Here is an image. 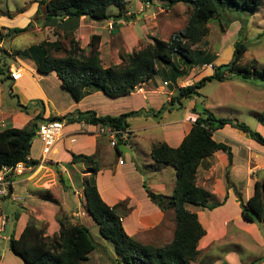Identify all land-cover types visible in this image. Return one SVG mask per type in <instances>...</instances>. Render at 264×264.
I'll list each match as a JSON object with an SVG mask.
<instances>
[{"label":"trees","instance_id":"1","mask_svg":"<svg viewBox=\"0 0 264 264\" xmlns=\"http://www.w3.org/2000/svg\"><path fill=\"white\" fill-rule=\"evenodd\" d=\"M130 1L38 0L39 8L33 21H30L25 28H14L10 31L24 32L28 30L33 22L40 18L38 16L44 7L45 15L41 18L44 21V26L61 29L64 36L70 39V47L65 56L54 57L51 52L62 50L63 45L58 40H45L37 46L29 47L25 53L18 52V54L33 58L36 61L37 70L41 73L56 71L63 81L62 86L71 93L75 101H80L88 91H102L110 97L128 95L136 86L152 79L160 71V63L175 65L176 76L187 74L193 67L204 65L205 62L212 64L214 74L204 76L187 86L178 87L176 93L171 97V104L182 105L183 99H191L198 95L208 82L224 81L228 78L222 71V66L216 67L212 63L213 59H208L210 56L206 57L203 52H197L193 48L207 36L208 24L211 18L218 13L220 4L226 2L239 9H256L264 0H159L165 9H170L179 3L189 5L192 11L187 25L182 30L173 32L168 40L154 36L153 42L139 50L122 54L123 62L121 64L104 66L99 56L101 34L91 36L90 50L86 53V50L80 47V42L75 38V31L83 16L98 22L111 19L113 16L109 12L111 6H116L119 9L118 15L114 16L123 17L128 12L127 5ZM143 1L145 4L155 2V0ZM68 14L72 15L67 16ZM57 15L64 17L58 18ZM134 16L135 14H133ZM6 35L2 34L0 26V40ZM247 50L248 46L245 42H237L233 53L236 64L230 65L228 69L234 71L238 68L243 81L250 78L264 79V69H259L254 64L239 65L238 62ZM3 53L6 54V50H3ZM10 66L11 63L8 60L2 61L0 74L9 73ZM6 76L10 78L8 75ZM2 81H5V78H2ZM159 111L162 112V108ZM192 111L197 116L192 128L178 147H172L167 142L160 141L154 144L151 149V157L155 163L171 166L175 170L176 183L170 197L148 191L150 199L162 210H165L166 207L174 210L176 226L173 239L169 243L153 245L143 243L129 235L123 225V218L129 213L126 202L114 206L108 205L102 199L97 187L96 175L99 168L94 158L84 154H73L74 162H94L93 165H90L91 173L84 178L85 207L99 226L102 237L111 242L118 263L131 264L132 261L144 264L195 263L201 254L199 242L206 234V229L199 220L198 214L191 211L188 205L214 209L224 204L228 198L226 195L224 201L211 203L213 194L197 183L198 171L203 159L212 156L217 151L228 152L230 149L228 144L214 139L213 133L230 124L264 146V135L253 130L244 122L217 117L207 109L198 111L196 105ZM137 113L131 111L118 116H97L94 111H77L62 117L52 116L50 120L65 118L69 123L84 121L114 129H129L128 119ZM43 119L42 114H38L29 126L11 127L0 131V170L4 166H15L19 162H24L27 166L39 164L38 160L30 158V152ZM122 143L126 144L119 139L118 145L115 147L120 154L122 152L119 145ZM61 181L65 183L62 178ZM228 186L233 187V184L229 182ZM39 196L45 200L59 203L50 189L41 190ZM238 196L244 220L258 223L264 227V174L261 180L255 181L253 193L246 202L243 201L240 194ZM18 220L19 214H15L14 221ZM58 222L60 224L59 235L50 236L46 231L47 226L39 227L40 221L30 215L20 234L15 236L14 253L20 256L26 264H85L90 259L89 255L97 248L90 229L80 222H74L64 210H61ZM263 259L264 256L257 262Z\"/></svg>","mask_w":264,"mask_h":264},{"label":"rangeland","instance_id":"2","mask_svg":"<svg viewBox=\"0 0 264 264\" xmlns=\"http://www.w3.org/2000/svg\"><path fill=\"white\" fill-rule=\"evenodd\" d=\"M25 2L26 0H0V13H4L5 17H7L8 15L12 16L17 14L15 10L18 9H22L24 12L25 8L30 6L28 2ZM159 2V0H155L153 4H145L143 0H131L127 5V10L129 13H126V15L129 16L135 13V16L132 17V19L130 18L131 20L129 18L124 20V17L115 18L116 20L121 19L123 27L120 28L119 32L117 31L118 29H115L114 34L121 33L124 35L125 39L127 40L126 47L127 45L129 48L132 47L133 40H129V38L135 39L136 36L140 38L138 40V43H140L138 45L136 44L137 46H133L132 51H137L141 47L146 46L148 43L153 42L154 36L168 40L173 32H178L187 25L190 12L192 11V8L189 5L185 3H179L170 9H165L162 6V3ZM109 12L113 15V18L115 14L118 15L119 9L116 6H111L109 7ZM44 15L45 9L43 7L40 16H38L40 18L34 22H39ZM105 25H107V23ZM33 27L34 25L24 32L7 31V33H5L7 35L3 37L7 41L16 38L17 35L18 37L13 41V46L7 45V49L0 48L1 58L8 60L12 66H18L21 62H15L17 60L15 55L18 52H21L20 48H26L29 45H32V43L36 42L35 35H31ZM208 28L209 31L207 36L199 45H195L193 48H195L197 52H203L206 57L210 56L208 59H213L212 63L216 67L230 65L231 62L234 61L233 53L235 51L236 43L242 41L247 44L248 50L244 53V56L240 62H238L239 65L250 66L254 64L259 69H264V1L256 9H239L237 7L228 5L226 2H223L220 4L218 13L211 18ZM105 30H103L104 39L102 43L103 47L101 48L102 53H99V56L103 59L102 64L104 66L117 65V63H115V54L111 56L112 53H109V42L111 43L109 40L110 31H108L107 28H105ZM55 39L60 41V43L64 45L65 48L70 47V39L68 37L64 36L61 31L57 29L53 30L49 28V30H47V37L45 40ZM114 42L119 46V58L121 59L122 63V54L129 52L127 49H125L124 45L121 43V40ZM3 50H6L7 53H3ZM51 53L55 54L54 51ZM20 58L24 59V56L22 55ZM206 61L208 62L207 59ZM235 64L236 63L234 61L233 65ZM159 65L160 71L154 75L150 84L145 86L147 91L145 95L146 99L143 98V95L136 93L135 95L126 98H119L116 100L111 99L110 101L107 100V103H109L108 107L112 109L113 112H116L122 111L124 109L128 110L131 107H136L145 102L146 110H149V113L144 112L140 118L135 117L132 120L134 126H140L143 124V122L156 124L158 122L163 123L171 120H180L184 116L187 107H194V105H196L198 111L207 109L213 112L217 117H226L244 122L253 130H256L264 135V128L261 127L264 125V79L250 78L246 81H243L240 78L241 73L239 69L237 68L232 71L228 69L230 67L229 66L224 71L225 75L228 77L226 80H214L208 82L200 90L198 95L192 97V100L187 98L182 100V105L179 103L171 105L167 102V94L158 89L160 86L164 85L165 79L170 81V85L172 87L177 83H179L178 85L183 86V84H185L187 86L193 82H197L204 76L214 74V68L205 66L208 65L205 62L204 65H199L191 72L178 75V77L175 75V65L165 63H160ZM164 66H167V68H164ZM9 73L6 75L9 76ZM6 75L2 76L5 78L6 83L0 82L1 109L3 112H10L13 114L15 113L16 109L21 112L18 106L17 98L13 96V93L18 94L21 91L13 85V88H11V83L9 82L10 79L7 78ZM27 76V74L24 76V80L29 78ZM53 84L54 83L49 79L48 85L52 86ZM60 87L61 86L54 87V89L56 88L59 90L61 101V104L59 103V105L61 107H68L66 109H69L70 103L74 101V98L69 91ZM165 87L167 90L169 89V87ZM20 95L21 97L23 96L21 93ZM55 98H58V96H55ZM36 102L37 100H29L27 105L30 104V108L27 112L25 110H23V112L31 114L34 107V105L31 104H35V106L40 107L42 110L41 105ZM163 103H166L164 108L161 106ZM159 107H162L161 113H158ZM155 113H157V116H155ZM144 119H146V121H144ZM227 125L224 127V129H222L223 131H221V134L224 135L225 138H232L231 141L233 142H231V144L235 143L233 144L235 149L240 147L246 151L247 148L245 144L247 143V140L250 139L249 135L241 132L231 125ZM156 127L153 129H145L143 131L141 130L140 132H137L139 138L136 139V142H138V145L131 144L128 146L131 148V150H133L132 155H122L123 161L121 163L125 161L126 166L124 167L125 169L123 172L118 174L116 182L120 184L119 186L127 184V186L132 188L142 184L143 189L147 192L150 191L155 194L164 195L165 191L168 193V196H171L173 190L171 191L169 189L173 187L175 183L174 168L171 166H164L155 163L150 154H148L150 153L149 151L151 150L152 143L156 142L158 139L157 134L160 133V128ZM220 137L222 136L217 134V138ZM37 140L38 137H35L33 141L32 154L40 156L41 146ZM105 140L104 142H107L105 144L109 145L108 141ZM254 144L255 146H258L264 150L263 145H260L257 142ZM256 149L254 150L255 154L258 155V157H263L264 151L260 152ZM109 150L111 151L113 148L110 147ZM60 156H63V153H61ZM41 161L45 163L47 160L41 159ZM105 165L111 168L112 163L110 162ZM226 172V170L223 171L222 177L219 178L224 184L227 180ZM21 177L23 176L16 177L17 182L15 183L14 198H10V196H0V216L6 215L11 217L10 221L5 222L4 224H2L0 221V228H3V230L0 231V264H26L20 256L16 255L10 249V238L13 232L15 214L26 210V207L22 206L25 204V201L22 199V197H31V193L39 195L40 191L36 189L38 186H41L40 188L42 189L50 188L53 185L52 189L55 190L53 194H55L60 200L63 199L68 209H70L71 206L72 208H76L78 205L77 199L79 197L74 193L75 191L72 187H67V190L64 189L66 198L64 197V193H62L60 190V184H63L61 181V176L56 171L53 172L47 167L39 168L35 174L25 180L26 182L32 183L33 186L25 182L19 184L18 180ZM73 179L75 180V177ZM79 180L80 178L78 181ZM210 181L213 182L214 178H212ZM67 183L65 185L69 186ZM241 186L244 187V185ZM76 188L79 189V184H76ZM209 189L215 190V193L219 194L217 197L221 199L220 193L222 192V189L219 183L216 186H210ZM232 189H234L233 191L235 192V196L237 198L236 202L240 203V197L238 196L239 194L235 190V187L233 186L231 190ZM80 199L81 198H79V201ZM223 199L225 200V198ZM217 202V198L213 196L211 198V203ZM36 204L38 205L37 207H39L42 205V201L41 204ZM147 207L148 206L143 204L141 209L144 213L148 210ZM188 208L191 211H196L199 208L201 209V207H197L192 204H189ZM227 209L231 215H236L235 206L232 207V204H230ZM43 210L45 211L44 215H46L47 209L43 208ZM171 212H173V209L166 207L165 214L167 215L163 216L156 226L144 229L136 239L143 243L153 245H163L169 243L173 239L176 226L175 216H169ZM59 215L57 216V220ZM230 217L231 220L226 224L227 235L219 241V244H221L222 256H217L220 255L219 253L216 255L211 253L207 254L206 250L199 255V258L195 264L259 263L257 260L264 256V245L256 241V237L263 239L264 241V227L258 223H254L258 227L259 231V233L255 231L257 232L256 236L255 234H251L250 231L245 230L244 227L246 225H244V223L247 222L240 221L243 220L242 216ZM36 219L38 220V218ZM87 220L88 217L86 216L85 221ZM39 221V227L44 225L47 226L45 221ZM133 221L134 222L132 223H135V219ZM23 227V225H18L16 228V237L20 234ZM90 230L95 242L97 243V248L91 254V258L86 262V264H122L117 262L114 249L113 247L109 246L111 245V242L102 237L99 232L98 225L95 224L90 228ZM54 235L59 234L56 233ZM225 254H227V256ZM131 264L144 263L132 261Z\"/></svg>","mask_w":264,"mask_h":264},{"label":"crops","instance_id":"3","mask_svg":"<svg viewBox=\"0 0 264 264\" xmlns=\"http://www.w3.org/2000/svg\"><path fill=\"white\" fill-rule=\"evenodd\" d=\"M26 2H28L30 6L25 8L24 12L22 11V9H18L15 10L17 14L12 16L8 15L7 17H5L4 13H0V26L3 35L7 33V31H10L11 29L14 28L15 29L25 28L30 23V21H33L39 8V2L38 0H29V1L26 0ZM127 13H129V11ZM129 16L133 17V15H129ZM116 17L117 16H114L111 19L100 22L93 20L91 21V19L86 16L81 17L80 25L75 31V38L80 42V47L85 49L86 53H88L90 50L89 43L91 36L93 34H101L102 40L99 47V53H102L101 48L103 47L102 43L104 39L103 30L107 28L108 31H110L109 40L111 41V43L109 42L110 45L109 53H112L111 56L115 54V63L120 64L121 59L119 58V53H120L119 46L114 41L117 42L121 40V43L124 45L125 49H127L128 52H132L133 46H135L136 44L138 45L140 43V42L138 43V40L140 38L138 36H136L135 39L129 38V40H133L132 47L129 48L128 45L126 47L127 40L125 39L124 35L121 33L114 34L115 29L116 30L118 29L117 31L119 32L120 28L123 27L121 19L116 20L115 19ZM126 19L127 18H124V20ZM106 23L107 25H105ZM33 25L34 27L32 28L31 35H35L36 42L32 43V45H29L26 48L21 47L20 50L22 53H25V51H27L29 47L33 45L37 46L43 41H45V38L47 37V30H49V28L53 30L57 29L53 26H44L43 20H40L39 22H33ZM59 31H61V33L64 35V32L61 29ZM16 38H13L10 41H7L6 39L2 38L0 40V48L7 49L8 48L7 45L13 46L12 43ZM56 40L57 39L50 41H56ZM68 49L69 48L64 47L60 51H54L55 54L52 53V56L63 57L66 55ZM19 55L20 54L18 53L15 55L17 59L15 62L18 61L19 63L20 62L21 63L18 66L11 65V67L21 69L24 72V75L21 79L17 80L18 81L17 83V81H14L11 78L9 73V77H10L9 82L11 83V85L20 89L21 91L20 93L23 95L21 97L20 93L18 94L13 93V96L17 98L18 106L21 112H19L18 109L15 110L14 114L10 112H3L0 106V131L4 130L5 128L6 129L11 127L23 128L25 126H29L38 114H42L44 119L41 122L43 123L47 120H50L51 119L50 117L52 116L62 117L77 111H81V112L94 111L97 114V116H104V115L118 116L120 114L131 111H135L138 113L128 119L130 123L129 130L131 136L130 139L127 142H125L126 144H124L127 148L125 153L123 152L121 154L118 153L116 149L113 146H111L109 137L107 135L98 133L101 125H93L86 123L84 121L69 123L64 118L62 120L65 125L63 129V135L55 143V145L53 146L47 157L43 155V143L38 138L37 142L41 146L40 156L32 154V148H31L30 158L38 160L39 164L35 166H26L25 172L22 175H19V176H23L19 178L18 180L19 184L25 182L33 186L32 183L26 182L25 180H27L30 176L35 174V172L39 168L47 167L49 168V170L53 172L56 171L61 176V178L65 180V183L69 182L67 183L69 184V186L65 185V183L60 184L61 186L60 190L62 193H64V197H65L64 189L67 190V187H72L73 190L75 191L74 193L77 194L78 197L81 199L80 201L79 198L77 199L78 205L76 208H72L71 206V208L68 209L66 207L65 201L63 199L60 200L55 194L54 195L57 197L59 203L45 200L41 198L39 195H36L34 193H31V197L27 196L23 198L21 196L22 199L25 201V204H23L22 206H25L26 210L22 211L21 213H16L19 214V220L14 221L17 222V227L18 225L25 226L29 216L34 215L36 218H38V220H43L47 223V228H46L47 234H49L50 236H54V234L56 233L59 234L60 231V224L57 220V216L60 214L61 210L67 212L74 222H80L86 225L89 229L96 224L94 218L86 210L85 207L86 200H85V192H84V178L91 173L90 165H93L94 162L93 163L91 162L87 163L84 161L74 162L73 154L76 155L84 154L87 156H92L94 158L99 168L98 173L96 175L97 187L102 199L108 205L114 206L121 202H126L127 208L129 209V213L123 218V225L129 235L137 238L144 229H148L156 226L163 218V216H166L167 214H165V210H162L151 201V199L148 196V192L143 189L142 184L136 187L134 186V188H132L130 186H127V184H123L119 186L120 184L116 182L118 174L120 172H123V170L125 169L124 167L126 166L125 161L121 163V159L123 161L122 155L133 154V150H131V148L128 146H130L131 144L138 145V142H136V139L139 138L137 132H140L141 130L143 131L145 129H153L156 126H157L156 128H160V133L157 134L158 139L156 142L152 143L151 149L154 144L160 141H165L172 147H178L183 141L184 137L188 134V132L192 128L194 119L197 116L196 113L192 111L193 107L191 106L187 107L184 116L180 120H171L163 123L158 122L156 124H152L150 122L148 123L143 122V124L140 126H134L132 120L135 117L140 118V116L144 114V112L149 113V110H146L145 102L136 107H131L128 110L124 109L122 111H116V112H113L112 109L108 107L109 103H107V100L110 101L111 99L116 100L119 98H126L133 96L136 93L143 95V98L146 99L145 95L147 91L145 89V86L150 84L152 80L150 79L149 81L141 85L143 91L138 92L136 91V88H134V90L130 94L120 97H110L102 91H88V93L80 101H75L74 99V101L70 103L69 109H66L68 107L65 106L61 107L59 105V103L61 104L59 90H57L56 88L54 89V87H58V86H61L60 88H64L62 86L63 81L59 77L57 72L52 71L50 73H41L37 70L36 61L33 58L24 57V59H21L20 56L22 55L20 56ZM100 59L101 62L103 63V59L101 57ZM2 61H6V59L4 60L0 56V65L2 64ZM164 68H167V66H164ZM194 68L195 67H193L192 70H194ZM26 74L28 75L27 77L29 78L24 80L25 79L24 76ZM2 76L3 75L0 74V82L6 83L5 81H2L3 78ZM49 79L54 83L52 86L48 85ZM165 82H168V84L165 85ZM170 84H171L170 81L165 79L164 85L160 86L158 89L164 92L165 94H167V102L171 104V97L173 96V94L176 93L178 87L182 85H178L179 83H177L172 87ZM165 86L169 87V89L167 90ZM183 86L186 85L183 84ZM55 96H58V98H55ZM29 100L31 101L37 100L38 104L41 105L42 110L40 109V107L35 106V104H31L34 105L33 112L31 114L23 112V110H25L26 112L29 110L30 104L27 105V102ZM161 106L162 107L166 106V103L161 104ZM162 107H159L158 113H161L159 110ZM155 116H157V113H155ZM144 121H146V119H144ZM263 126L261 127L264 128ZM224 127L215 131L213 133V137L219 142H224L228 144L231 150L232 157L230 159L229 152L217 151L212 156L203 159L198 171L197 183L203 188L210 191L213 194V196L217 198L218 202H222L224 200L223 198H225L226 195H228V198L226 199L224 204L214 209L199 208L198 210L193 211L198 214L199 220L206 229V234L199 242V249L201 253L207 250L206 251L207 254L211 253L216 255L219 253L220 255L217 256H222L221 244H219V241L222 240L227 235L226 224L228 221L231 220L230 216H242L240 203L236 202L237 198L235 196V192L233 191L234 189L231 190V188L233 187L229 188L227 186L228 183L231 182L233 184L237 193L240 194L242 199L246 202L253 193L255 181L261 180L264 174V156L258 157V155H256L254 152L256 148H257L256 150H259L260 152L264 150L262 148H259L258 146H255L254 143L256 141L253 140L252 138L248 139L246 144L244 143L246 145L247 152L240 147L235 149V146L233 145L235 143L231 144V142H233L231 141L232 138L231 139L225 138L224 135L221 134L222 133L221 131H223L222 129H224ZM217 134L222 137L217 138ZM105 139L108 141L109 145L105 144L107 143L104 142ZM110 147H112L113 150L110 151L109 150ZM113 151L116 154V156L113 153ZM149 152L150 153L148 154H150L151 156V150ZM61 153H63V156H60ZM44 157L47 158V161L45 163L41 161V159ZM110 162L112 163L111 168L105 165ZM225 170L227 171L226 172L227 180L226 183L224 184L223 181H221L219 178L222 177L223 175L222 173ZM174 174H175V170H174ZM16 177L17 176H15L14 178L15 183L17 182ZM74 177L75 180L73 179ZM79 178L80 180L78 181ZM212 178H214L213 182L210 181ZM175 183H176V176H175ZM175 183L173 187H171L169 190L171 191L174 190ZM218 183L220 184L222 189V192L220 193L221 199L217 197L219 194H216L215 190L209 189L210 186L212 185L216 186ZM76 184H79V189L76 188ZM241 185H244V187ZM40 187L41 186H38V188L36 189H38L39 191L44 189H51L53 193L55 191L52 189L53 185L50 188L41 189ZM12 192H13V196H15V185L12 188ZM164 193H165L164 196H168V193H166L165 191ZM41 201H42V205L37 207L38 205L36 203L41 204ZM143 204L148 206L147 207L148 210L145 213L141 209ZM230 204H232V207L235 206L236 215H231V213L228 212L227 207ZM43 208L47 209L46 215H44L45 211L43 210ZM172 215L175 216L174 210L173 212L170 213L169 216ZM86 216L88 217L87 221H85ZM6 217H7L6 215L0 216V221L2 222V224H4V222L6 221L7 222L10 221L11 217L9 218V220H6ZM134 219H135V223H132L134 222L133 221ZM240 221L247 222L246 220H244V218L243 220ZM244 225H246L244 227L245 230L250 231L251 234L253 235L255 234L257 236L256 233L257 232L259 233V231H258V227L254 223L247 222L244 223ZM256 239H257L256 241L264 245L263 239L257 237ZM91 254L89 255V258H91ZM225 255L227 256V254ZM257 264H264V259Z\"/></svg>","mask_w":264,"mask_h":264},{"label":"built area","instance_id":"4","mask_svg":"<svg viewBox=\"0 0 264 264\" xmlns=\"http://www.w3.org/2000/svg\"><path fill=\"white\" fill-rule=\"evenodd\" d=\"M213 68L212 64L205 65ZM24 72L18 68H10V76L14 81L21 79ZM168 83L165 82V85ZM136 91L141 92V85L135 87ZM65 125L62 120H49L39 125L37 137L43 143V155L48 156L55 143L62 137ZM98 133L107 135L110 139V144L114 148L118 145V140L121 139L124 143L130 139L131 133L129 129H114L112 127L100 126ZM123 144V143H122ZM42 158L47 160V158ZM122 162V159H121ZM26 164L19 162L15 166H4L0 170V196H10L13 198L12 188L15 185V176L22 175L25 172ZM5 223V222H4ZM3 228L0 229L2 231Z\"/></svg>","mask_w":264,"mask_h":264},{"label":"water","instance_id":"5","mask_svg":"<svg viewBox=\"0 0 264 264\" xmlns=\"http://www.w3.org/2000/svg\"><path fill=\"white\" fill-rule=\"evenodd\" d=\"M72 14H68L67 16H71ZM58 18H63L64 16L63 15H57ZM124 18H132V16H127L126 14H124L123 16ZM234 64V61L231 62L230 65H233ZM230 65H225V66H222V71H225V69H227ZM119 149L121 152L125 153V151L127 150L126 146L124 144H120L119 145ZM229 152V156H230V159L232 157V154H231V150L229 149L228 150ZM9 216L6 217V220H9ZM7 222V221H6ZM16 228H17V222H14V225H13V232H12V235H11V238H10V249L12 252H15V248H14V239H15V236H16Z\"/></svg>","mask_w":264,"mask_h":264},{"label":"bare ground","instance_id":"6","mask_svg":"<svg viewBox=\"0 0 264 264\" xmlns=\"http://www.w3.org/2000/svg\"><path fill=\"white\" fill-rule=\"evenodd\" d=\"M21 82V81H20ZM17 83H18V81H17ZM17 85V84H16Z\"/></svg>","mask_w":264,"mask_h":264}]
</instances>
